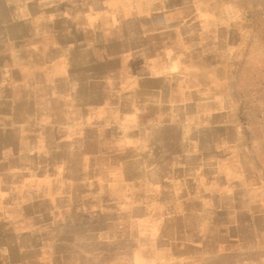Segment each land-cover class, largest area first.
<instances>
[{"label": "crops", "instance_id": "obj_1", "mask_svg": "<svg viewBox=\"0 0 264 264\" xmlns=\"http://www.w3.org/2000/svg\"><path fill=\"white\" fill-rule=\"evenodd\" d=\"M252 11L247 0H0V135L31 142L19 165L0 149L8 214L35 204L48 229L99 215L134 264H264V103L258 112L248 78L264 36Z\"/></svg>", "mask_w": 264, "mask_h": 264}, {"label": "rangeland", "instance_id": "obj_2", "mask_svg": "<svg viewBox=\"0 0 264 264\" xmlns=\"http://www.w3.org/2000/svg\"><path fill=\"white\" fill-rule=\"evenodd\" d=\"M247 2L253 4L252 13L257 22H260L257 33L264 36V0H247ZM260 47L264 49V43ZM258 61V64H254L248 78L252 81L250 83L252 87L250 94L254 98L252 101L255 106L258 105L260 109L258 112H260L261 105L264 103V64H261L264 63V59H258ZM22 114V109L18 108L19 121ZM20 125L24 126L23 123ZM26 134L20 129L14 131L13 136L6 132L0 135V149H3V157L5 158L6 154L13 165L21 163L17 155L18 151L21 152L31 146ZM65 161L71 162V156H66ZM97 161L101 162L102 158ZM1 191L0 189V195H2ZM8 200H11V196ZM16 204V209L12 213L9 212L11 216L9 218L6 208L8 204L0 203V212L3 214V217H0V264L133 263V247L124 242L117 226H104V219L98 217L99 215L93 218V223L87 229L81 227V220L76 219L73 223L72 220H69L70 224L66 225L60 222L53 229H48L43 226L44 218L37 212L34 213L35 204H30L29 208L21 206L22 210H18L20 203ZM76 222L78 223L75 224ZM8 224L12 227L8 228Z\"/></svg>", "mask_w": 264, "mask_h": 264}]
</instances>
